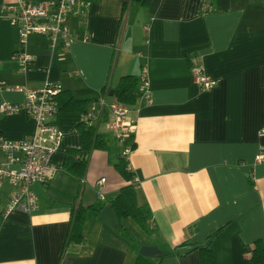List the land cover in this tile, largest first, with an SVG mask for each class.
I'll return each mask as SVG.
<instances>
[{
    "label": "crops",
    "instance_id": "obj_1",
    "mask_svg": "<svg viewBox=\"0 0 264 264\" xmlns=\"http://www.w3.org/2000/svg\"><path fill=\"white\" fill-rule=\"evenodd\" d=\"M83 1L85 21L70 18L78 36L71 48L53 52L48 36L32 34L26 51L35 62L26 71L14 57L19 30L0 16V138L21 140L37 130L25 108L2 110L5 102L25 100L7 85L59 81L77 99L91 100L134 74L140 83L149 80L151 100L126 104L137 127L124 139L107 127L110 108L98 106L108 147L92 152L83 183L65 169V159L81 145L86 114L60 107L56 171L47 183L33 184L39 207L7 212L12 189L8 182L2 187L0 264H136L143 244L164 252L148 257L154 264H202L199 250L186 253L189 246L181 244L205 242L220 228L213 264H249L251 247L264 239V160H256L264 145V0ZM194 65L218 84L203 90ZM122 156L135 174L139 203L152 209V232L128 218L124 224L138 239L132 241L89 210L83 242L65 250L75 204L99 202L98 191L108 201L129 183L116 168ZM5 159L0 150V165Z\"/></svg>",
    "mask_w": 264,
    "mask_h": 264
},
{
    "label": "built area",
    "instance_id": "obj_2",
    "mask_svg": "<svg viewBox=\"0 0 264 264\" xmlns=\"http://www.w3.org/2000/svg\"><path fill=\"white\" fill-rule=\"evenodd\" d=\"M88 6L89 3L83 0L42 2L17 0L2 3L0 16L6 18L19 30V46L14 52V57L22 63L23 70L31 69L35 62L34 56L26 51L32 34L48 36L53 52L59 49L67 51L78 38L73 32L70 18L78 16L85 21L89 11ZM192 73L203 90H210L218 84V79L207 74L202 65H194ZM7 88L23 91L25 100L22 103L5 102L2 104V110L16 112L25 108L31 119L37 123V130L21 140L0 138V150L6 156L0 165V202L2 187L8 182L12 191L7 212L11 210L33 212L39 207V198L33 189V184L47 183L56 171L51 158L60 148L63 131L55 123L54 118L60 111L59 94L64 90V86L59 81H47L41 88H31L27 84L7 85ZM138 90L140 96L151 100L149 80L145 79L140 83ZM112 96L114 95H111L108 89L101 93L98 100L91 102L90 109L85 112L84 121L100 130L101 116L98 106L109 107L112 118L107 123V127L115 130L119 139H124L135 131L136 120L131 117V110L125 103L120 102L116 97L109 101ZM259 136H264V124L259 129ZM129 149H126L125 153H128ZM256 160H264V145H261ZM105 182V177L98 180L100 186ZM98 193L101 200L105 199L102 191Z\"/></svg>",
    "mask_w": 264,
    "mask_h": 264
},
{
    "label": "trees",
    "instance_id": "obj_3",
    "mask_svg": "<svg viewBox=\"0 0 264 264\" xmlns=\"http://www.w3.org/2000/svg\"><path fill=\"white\" fill-rule=\"evenodd\" d=\"M144 4H148L149 0H144ZM140 81L139 77L134 74H128L119 80L116 89V98L125 104L133 105L137 102L140 93L138 90ZM111 92V87L103 89L102 93L107 90ZM60 107L67 111H87L85 105L98 100V98L89 100H79L75 97L72 91L63 90L59 94ZM81 136V145L77 148H70L67 150L65 159V169L74 176L84 178L87 174L92 152L95 149H107V141L104 134L94 125H90L83 120L78 126ZM135 145L133 144V148ZM117 170L121 175L129 181L127 185L122 187L120 192L108 201L100 200L99 202L85 206L82 203H77L72 210V218L70 224L69 235L65 243V250L72 243L83 242L84 226L89 210H95L98 214L106 205H110L115 211L117 217V225L114 226L119 233L126 236L132 241L138 242L137 237L130 232L124 224L128 218H132L145 231L151 233L150 219L152 217V209L149 205H141L138 200L137 187L134 184L135 174L129 169V161L125 156H122L116 165ZM82 181V180H81ZM83 183V181H82ZM222 230L220 228L212 233L205 242H183L182 246H189V250H199L201 253L202 264H213L214 254L211 248L212 242L216 235ZM180 249V248H179ZM184 253V252H182ZM165 255V254H164ZM249 264H264V239H258L254 242L250 249V256L248 258ZM136 264H154L150 258L139 254Z\"/></svg>",
    "mask_w": 264,
    "mask_h": 264
},
{
    "label": "water",
    "instance_id": "obj_4",
    "mask_svg": "<svg viewBox=\"0 0 264 264\" xmlns=\"http://www.w3.org/2000/svg\"><path fill=\"white\" fill-rule=\"evenodd\" d=\"M116 85L112 86L111 95L115 94ZM99 217L109 223L111 226L117 225V217L115 211L110 205H106L100 212ZM140 254L146 257H157L164 255V252L155 245L143 244L139 250Z\"/></svg>",
    "mask_w": 264,
    "mask_h": 264
}]
</instances>
